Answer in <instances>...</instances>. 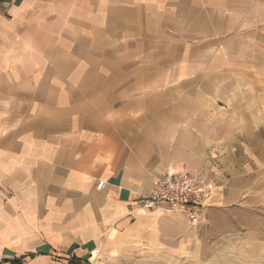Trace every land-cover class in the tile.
Returning <instances> with one entry per match:
<instances>
[{"label": "crops", "instance_id": "crops-1", "mask_svg": "<svg viewBox=\"0 0 264 264\" xmlns=\"http://www.w3.org/2000/svg\"><path fill=\"white\" fill-rule=\"evenodd\" d=\"M171 72L162 89L193 99H154L153 75ZM106 75L124 76L112 104ZM263 93L264 0H0V264L180 255L198 227L137 195L164 172L198 173L213 220L231 198L216 155L246 146L227 123L263 122ZM155 138L173 140L159 161Z\"/></svg>", "mask_w": 264, "mask_h": 264}, {"label": "rangeland", "instance_id": "rangeland-1", "mask_svg": "<svg viewBox=\"0 0 264 264\" xmlns=\"http://www.w3.org/2000/svg\"><path fill=\"white\" fill-rule=\"evenodd\" d=\"M170 53L173 55L174 51H170ZM178 61L177 58L171 59V70ZM154 63H156L155 60ZM119 77L124 76L106 75L107 90L100 91V94L105 93L104 97L111 104L114 101L115 89H117L114 85L118 82ZM138 77L145 80L147 76ZM153 77L155 86H157H154L153 96L157 101H173L174 98L176 99L177 96L183 95L185 92L187 98L193 99L194 93H198L193 89L185 90L183 87L185 92L179 91L178 87H174L175 90L171 88L173 91L163 90L161 87L163 83H169L172 86L174 82H179L177 80L179 76L172 72L168 76L154 74ZM190 77L193 78V76ZM198 77L205 78L207 76L199 75ZM58 78L60 82H63L64 76H58ZM163 78H169V81L163 82ZM94 81L97 82L96 79ZM251 81L256 80L251 79ZM180 84L183 83L180 82ZM192 84L193 82H191ZM136 93L137 96H142L145 90H137ZM250 93L254 100L258 98L259 92L256 89ZM94 94L96 98L99 92L95 91ZM260 98L263 97L260 96ZM214 99L223 105L226 103L227 97L224 92H217ZM226 127L237 128V136L242 135L245 138L243 141L246 143V146L241 144L243 148L241 153L233 150L229 151V155H225V152L220 151L219 146L220 152L216 155L219 158V166L227 168L226 171L223 169L224 176L227 178L225 182L227 185L223 190L225 194L231 196L230 200L216 209L213 220L210 219V209L207 208L206 202L203 223L191 224L187 220L191 226L198 227L196 229L198 240L194 244L188 245L180 255L170 258L161 254L153 259H143V263L148 260L151 262L150 264H264V121L227 123ZM172 142V138L168 140L155 138L154 155H150V157H153L154 160L158 159V161L163 159L162 157H167L168 155L163 156L162 154L172 151Z\"/></svg>", "mask_w": 264, "mask_h": 264}, {"label": "built area", "instance_id": "built-area-1", "mask_svg": "<svg viewBox=\"0 0 264 264\" xmlns=\"http://www.w3.org/2000/svg\"><path fill=\"white\" fill-rule=\"evenodd\" d=\"M102 185L103 182H99L97 187ZM211 192L212 185L197 173L167 171L147 193L137 195L136 205L143 209L178 212L191 224H197L205 219L204 205Z\"/></svg>", "mask_w": 264, "mask_h": 264}]
</instances>
